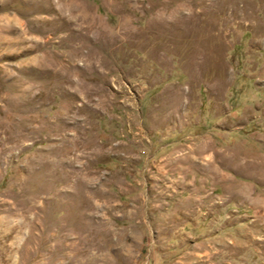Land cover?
I'll return each mask as SVG.
<instances>
[{"label": "rangeland", "instance_id": "rangeland-1", "mask_svg": "<svg viewBox=\"0 0 264 264\" xmlns=\"http://www.w3.org/2000/svg\"><path fill=\"white\" fill-rule=\"evenodd\" d=\"M0 264H264V0H0Z\"/></svg>", "mask_w": 264, "mask_h": 264}]
</instances>
